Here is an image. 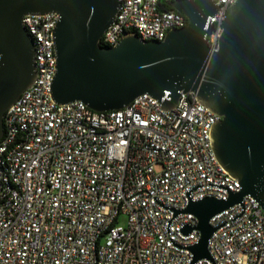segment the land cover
Wrapping results in <instances>:
<instances>
[{"label": "built area", "instance_id": "2783aa9c", "mask_svg": "<svg viewBox=\"0 0 264 264\" xmlns=\"http://www.w3.org/2000/svg\"><path fill=\"white\" fill-rule=\"evenodd\" d=\"M173 1V0H169ZM207 43L217 50L227 7L213 0ZM160 0H120L100 38L125 32L163 40L186 17ZM55 12L26 14L35 44V78L4 112L0 138V264H190L199 239L189 201L226 199L237 179L218 163L211 128L220 118L180 92L162 107L149 94L96 111L51 95ZM163 100V98H162ZM210 258L193 264H264V208L251 196L209 219ZM193 229L183 233L182 228Z\"/></svg>", "mask_w": 264, "mask_h": 264}, {"label": "water", "instance_id": "95a60500", "mask_svg": "<svg viewBox=\"0 0 264 264\" xmlns=\"http://www.w3.org/2000/svg\"><path fill=\"white\" fill-rule=\"evenodd\" d=\"M187 23L163 40H142L125 32L116 44L100 38L115 17L120 0H0V138L4 112L35 78V44L22 23L26 14L55 12V73L51 95L58 104L82 101L96 111L120 109L141 94L172 108L180 92L220 118L211 128L218 163L240 188L226 199L189 201L175 213L197 219L198 241L190 247L193 264L210 258L209 219L253 197L264 208V0H235L227 7L217 50L207 43L213 0H173ZM163 98V100H162ZM182 228L183 233L192 229Z\"/></svg>", "mask_w": 264, "mask_h": 264}, {"label": "trees", "instance_id": "16d2710c", "mask_svg": "<svg viewBox=\"0 0 264 264\" xmlns=\"http://www.w3.org/2000/svg\"><path fill=\"white\" fill-rule=\"evenodd\" d=\"M171 1L169 0H160L159 4L161 6V9H171Z\"/></svg>", "mask_w": 264, "mask_h": 264}]
</instances>
